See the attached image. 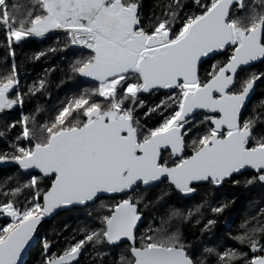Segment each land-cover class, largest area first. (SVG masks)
I'll list each match as a JSON object with an SVG mask.
<instances>
[{
    "label": "snow or ice",
    "instance_id": "snow-or-ice-1",
    "mask_svg": "<svg viewBox=\"0 0 264 264\" xmlns=\"http://www.w3.org/2000/svg\"><path fill=\"white\" fill-rule=\"evenodd\" d=\"M30 39L53 40L33 62L71 57L56 87L92 86L25 113L51 99L56 70L22 81ZM0 47V164L16 170L0 183V264H19L34 237L38 264H80L89 249L99 264H264V208L232 236L246 251L218 250L206 238L229 202L192 203L202 188L264 190V99L249 109L264 89V0L148 12L143 0H35L25 13L0 0ZM64 211L86 223L54 229L57 247L40 228Z\"/></svg>",
    "mask_w": 264,
    "mask_h": 264
},
{
    "label": "trees",
    "instance_id": "trees-1",
    "mask_svg": "<svg viewBox=\"0 0 264 264\" xmlns=\"http://www.w3.org/2000/svg\"><path fill=\"white\" fill-rule=\"evenodd\" d=\"M13 3L18 5L20 13H25L29 10L35 0H12ZM145 12L151 10L154 4L158 0H143ZM62 38V37H61ZM53 43V40H45L43 42L30 39L23 46V48L17 49L16 62L21 66V79L22 81L31 82L36 80L40 76L44 75V70L51 66L56 68L55 71L47 77L52 81V86L50 87L51 99L46 103L43 98L39 101L33 100L26 103L25 113L30 112L34 109L36 103L44 104L45 108L50 112L53 105H58L60 101L64 100L66 96L71 95L73 92L82 91L86 87H91L94 82L87 81L85 78H78L80 83L77 85L76 82H72L64 87H56V84L61 79L62 73L61 68H66L68 59H62L61 57L65 56L64 53H59L56 56L51 57L48 61L33 62L26 58L27 55H30L34 51H38L47 45ZM5 51L0 47V73H2L6 67L10 68V64H5ZM151 99V98H149ZM261 99H264V89L257 88L255 96L252 101L249 103V109L253 106H258ZM18 117V111H14L8 117L9 120L16 119ZM5 145L3 142H0V149L4 148ZM15 167L0 169V183L4 180L15 174ZM207 194V200L209 204H219L228 201V206L224 210L222 215L216 217V224L212 229L211 233L207 235V241L210 247H215L218 250H224L227 248L243 249L236 240L232 238L239 231V225L242 221L248 217L256 215L261 208H264V190L259 188H244V187H234L232 185H225L223 188L216 190L214 188H202L201 194L196 196L195 200L192 203H197L201 200V197L204 194ZM205 216L211 215L207 210H203ZM4 222V221H3ZM1 222L0 224H2ZM86 223L84 216L76 211H64L59 215L55 216L53 219L48 220L40 230V237L47 235L54 243H57L55 240L54 229L58 232L63 229L65 224L69 225L72 229L82 226ZM64 241L60 240L57 243V247L63 245ZM56 248L53 249L55 251ZM117 253L114 251L112 253L115 256ZM40 259V238L37 237L36 245L29 252L24 264H38ZM80 264H99L98 258L95 256V253L92 249H89L88 252L84 253L80 259Z\"/></svg>",
    "mask_w": 264,
    "mask_h": 264
},
{
    "label": "water",
    "instance_id": "water-1",
    "mask_svg": "<svg viewBox=\"0 0 264 264\" xmlns=\"http://www.w3.org/2000/svg\"><path fill=\"white\" fill-rule=\"evenodd\" d=\"M256 92V91H255ZM255 94V93H254ZM254 94L251 96V98H250V101H251V99L253 98V96H254ZM249 101V102H250ZM14 112V111H13ZM13 112H11V113H13ZM10 113V114H11ZM12 167H15L14 165H11V164H0V169H4V168H12ZM55 217V216H54ZM53 217V218H54ZM53 218H51V219H53ZM51 219H46V221L45 222H43V225L48 221V220H51ZM1 222H3V220H0V223ZM42 225V226H43ZM42 228V227H41ZM41 228H40V230H41ZM36 242H37V237H34V239L30 242V246H28V247H26V249H25V251L22 253V255H21V258H20V262H19V264H24V262H25V260H26V258H27V256H28V254H29V252L31 251V249L36 245ZM82 257V256H81ZM81 259V258H80Z\"/></svg>",
    "mask_w": 264,
    "mask_h": 264
},
{
    "label": "flooded vegetation",
    "instance_id": "flooded-vegetation-1",
    "mask_svg": "<svg viewBox=\"0 0 264 264\" xmlns=\"http://www.w3.org/2000/svg\"><path fill=\"white\" fill-rule=\"evenodd\" d=\"M254 96H255V94H254ZM254 96H253V97H254ZM252 99H253V98H252ZM252 99H251V101H252ZM251 101H250V102H251ZM250 102H249V103H250Z\"/></svg>",
    "mask_w": 264,
    "mask_h": 264
},
{
    "label": "crops",
    "instance_id": "crops-1",
    "mask_svg": "<svg viewBox=\"0 0 264 264\" xmlns=\"http://www.w3.org/2000/svg\"><path fill=\"white\" fill-rule=\"evenodd\" d=\"M86 79V78H85ZM87 80V79H86Z\"/></svg>",
    "mask_w": 264,
    "mask_h": 264
}]
</instances>
